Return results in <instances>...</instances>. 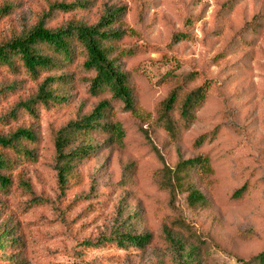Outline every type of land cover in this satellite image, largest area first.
I'll return each instance as SVG.
<instances>
[{
	"label": "rangeland",
	"instance_id": "1",
	"mask_svg": "<svg viewBox=\"0 0 264 264\" xmlns=\"http://www.w3.org/2000/svg\"><path fill=\"white\" fill-rule=\"evenodd\" d=\"M60 3L85 8L51 13ZM5 5L12 11L0 17V43L44 17L55 29L72 20L92 25L107 9L124 10L115 26L123 34L112 46L135 105L127 109L108 92L92 96L78 53L77 82L61 91L66 104L11 118L39 83L0 68V136L21 127L37 135L33 161L8 152L12 183L0 189V237L7 233L0 264H181L192 246L197 264H244L264 248V0H0ZM176 87L198 89L205 101L179 143L158 120ZM103 100L110 101L106 123L115 129L92 135L96 153L76 164L62 187L56 135ZM197 156L209 162L208 171L192 177L208 211H193L187 194L166 183L180 158ZM244 183L249 192L236 199ZM127 233L149 236V243L96 244Z\"/></svg>",
	"mask_w": 264,
	"mask_h": 264
},
{
	"label": "trees",
	"instance_id": "2",
	"mask_svg": "<svg viewBox=\"0 0 264 264\" xmlns=\"http://www.w3.org/2000/svg\"><path fill=\"white\" fill-rule=\"evenodd\" d=\"M83 8L85 5L60 3L51 5L50 12L56 10L72 12ZM11 11L12 7L9 5L1 7L0 17L9 16ZM123 12L122 9L110 8L95 24L89 25L72 20L67 25L55 29L47 27L44 17L30 30L0 43V68L13 75L24 72L39 83L36 94L27 101L19 103L18 107L10 112L11 118H14L20 110L36 116L37 106L50 108L66 104L69 98L61 91L65 92L77 82L75 77L78 73L72 72V68L78 53L84 57L81 70L90 75L85 79V82L89 84L90 94L96 97L108 92L113 100L122 103L127 109H132L135 101L129 76L122 71L119 65L120 58L118 55L115 56L116 51L112 46V43L119 41L123 34L115 28ZM178 102L181 106L178 113H175ZM204 103L198 89L183 90L176 87L169 94L164 113L158 120L168 133L170 140L179 143L182 136L196 124L199 117L198 112L203 108ZM110 111V101H100L90 114L71 121L57 133L55 138L56 168L58 181L62 187L74 178L73 171L76 164L88 160L96 153L97 147L89 142L92 135L98 130L115 129L106 123ZM213 134L216 135L215 132ZM214 138L215 136H211V140ZM207 139L206 135L200 137L197 145L202 146ZM36 142L35 131L26 127L18 128L7 136H0V150H2L0 152V189L7 190L12 183L8 175L12 166L8 152L16 153L18 157L25 156L33 161ZM28 145L30 148L27 147ZM209 169V162L202 156L187 160L180 158L175 167L169 171L166 183L171 192L181 191L187 194L186 200L190 209L196 212L208 211L210 202L195 186L192 177L195 172ZM248 192L249 186L244 183L234 193V197L238 199ZM6 234L2 233L0 237V249L5 247L6 238L2 236ZM149 240L150 237L146 235L127 233L101 239L96 244L108 241L123 249L130 246L143 249ZM86 244L93 245L89 242ZM197 253V247H190L183 255L181 264H197ZM241 262L264 264V248L248 261Z\"/></svg>",
	"mask_w": 264,
	"mask_h": 264
}]
</instances>
